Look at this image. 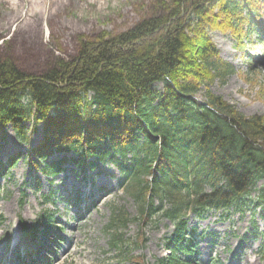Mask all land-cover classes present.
<instances>
[{
	"label": "trees",
	"instance_id": "1",
	"mask_svg": "<svg viewBox=\"0 0 264 264\" xmlns=\"http://www.w3.org/2000/svg\"><path fill=\"white\" fill-rule=\"evenodd\" d=\"M162 4L167 13L118 34L104 31L83 39L75 59L58 58L42 75L0 58V130L11 125L28 141L27 122L43 123L39 154L48 149L73 153L56 162L54 173L64 162L119 165L127 189L142 198V215L151 218L161 210L176 225L170 245L190 251L182 240L190 211L201 215L213 208L264 203V183L250 196L264 182V115L248 116L209 88L235 72L211 31L229 32L244 50L254 34L264 46V2ZM253 57L246 56L251 69ZM200 90L204 99L198 100ZM50 166L43 172L50 173ZM130 220L115 210L109 228ZM111 236L118 245V234ZM178 259L173 252L167 264L181 263Z\"/></svg>",
	"mask_w": 264,
	"mask_h": 264
},
{
	"label": "rangeland",
	"instance_id": "2",
	"mask_svg": "<svg viewBox=\"0 0 264 264\" xmlns=\"http://www.w3.org/2000/svg\"><path fill=\"white\" fill-rule=\"evenodd\" d=\"M162 1L169 2L48 0L47 5L42 0V6L33 4L38 11L27 16L31 22L13 20L12 8L0 2V58H11L26 73L42 75L58 58L75 59L83 39H94L104 31L118 34L145 18L167 13ZM43 5L48 6L47 18ZM29 9L30 2L22 13ZM261 23L264 26V14ZM211 36L235 72L225 83L215 80L210 90L248 116L264 115V60H259L255 69L245 61L247 52L257 59L264 57L262 44L255 34L247 38L251 44L246 50L239 48L229 32L214 29ZM158 87L163 84L158 83ZM203 91L197 93L198 98L204 99ZM31 123L27 122L28 141L11 125L0 130V162H9L6 166L2 163L4 170L0 172V264H22L16 254L36 249L38 245L24 236L23 224L34 231L39 221L50 223L45 235L37 233L39 244L47 239L53 248L50 255L46 252L45 264H139L130 258L133 255L141 257L144 264H163L174 222L162 213L145 219L140 213L142 198L122 187L123 172L109 161L94 167L88 162L66 163L57 176L43 173L42 164L58 161L64 154L48 149L40 155L36 148L44 139L43 123ZM115 209L127 212L132 219L118 230L122 240L118 247L113 245L109 229ZM188 226L195 233L192 239L197 256L193 264H264V216L259 210H210L202 217L190 213ZM180 255L189 258L188 252Z\"/></svg>",
	"mask_w": 264,
	"mask_h": 264
},
{
	"label": "bare ground",
	"instance_id": "3",
	"mask_svg": "<svg viewBox=\"0 0 264 264\" xmlns=\"http://www.w3.org/2000/svg\"><path fill=\"white\" fill-rule=\"evenodd\" d=\"M6 2V3H8L9 4V6L12 8V10L14 11V13H13V20H15V18L16 19H22V20H25L26 19V21H28V22H31L32 21V18H27V16L29 15V16H32L31 14H34L35 13V11H38V10H35V8L33 7V4L35 3V4H37V5H41L42 6V3H44V2H46L47 3V5H48V0H44V2H42V0H0V2ZM51 1V0H50ZM29 2H30V9L29 10H27V12L25 13V15H24V13H22V11L24 10V8H25V6H26V4H29ZM44 6L43 5V9H44V12H45V14H46V18L48 17V15H47V12H48V10H47V8H48V6ZM41 6H39V10L41 9ZM31 12V13H30ZM43 12V13H44ZM40 14H41V12H40ZM49 14H51L50 12H49ZM39 22V21H38ZM37 22V24H38V26H39V23ZM37 26V27H38ZM41 30V29H40ZM102 201H101V199L98 201V203H101ZM85 217L83 216V217H80V219H84ZM76 241H77V239H76ZM88 248H89V246H88ZM81 249H79L78 251H80ZM90 249L86 252V254L88 255L89 253H90ZM74 253H76V252H74ZM78 264H81V263H78Z\"/></svg>",
	"mask_w": 264,
	"mask_h": 264
}]
</instances>
